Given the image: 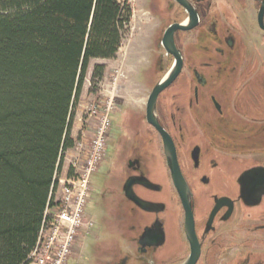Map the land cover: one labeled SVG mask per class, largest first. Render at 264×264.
I'll list each match as a JSON object with an SVG mask.
<instances>
[{
    "label": "flooded vegetation",
    "instance_id": "flooded-vegetation-1",
    "mask_svg": "<svg viewBox=\"0 0 264 264\" xmlns=\"http://www.w3.org/2000/svg\"><path fill=\"white\" fill-rule=\"evenodd\" d=\"M146 2L158 21L151 44L162 78L176 62L165 45L168 30L195 23L172 32L183 65L156 105L190 209L174 185L163 138L146 117L159 80L139 126L119 142L113 168L99 171L102 187L121 181L119 198L110 199L115 229L126 248L137 249L139 264H264V0ZM160 174L164 183L155 180ZM108 189L95 194V203L111 196ZM127 190L155 206L143 208ZM121 254L109 261L129 264Z\"/></svg>",
    "mask_w": 264,
    "mask_h": 264
},
{
    "label": "trees",
    "instance_id": "trees-1",
    "mask_svg": "<svg viewBox=\"0 0 264 264\" xmlns=\"http://www.w3.org/2000/svg\"><path fill=\"white\" fill-rule=\"evenodd\" d=\"M131 17L128 0H0V264L27 263L57 205L89 63L116 58Z\"/></svg>",
    "mask_w": 264,
    "mask_h": 264
},
{
    "label": "rangeland",
    "instance_id": "rangeland-1",
    "mask_svg": "<svg viewBox=\"0 0 264 264\" xmlns=\"http://www.w3.org/2000/svg\"><path fill=\"white\" fill-rule=\"evenodd\" d=\"M128 2L132 7V17L122 46L114 59L90 61L79 103L74 111L72 136L76 142L64 160L69 175L74 171L72 161L82 160L87 157V152L89 154L92 142L98 133V125L99 127L102 125V117L109 113L110 101L114 108L110 109L109 116L112 125L105 130L106 150L90 181V196L84 217L85 225L76 237L69 264H114L109 259L120 251L131 257L129 264H139L137 249L133 246L125 247L127 243L118 235L115 229V217L111 215L112 201L110 199L119 198L115 194L119 193L121 181L119 178L110 179L109 183H105L106 187L100 186L99 182V171L106 173L113 168L112 163L119 150L117 148L119 142L121 139L129 141V137L133 135L141 122L139 114L145 112L144 107L149 91L166 72L155 67L159 62V56L154 52L151 43L154 40L158 21L151 14V4H148L146 0H128ZM162 58H166L164 54ZM96 65H105V71L101 80L93 84L92 76ZM147 127L145 122L142 123L141 128L144 131ZM158 176L159 179L155 180L164 183L161 174ZM107 185L109 192H112L111 196L100 204L95 203V194H105ZM62 187L63 183L60 181L55 193V202L58 205L62 199ZM58 205L52 208V211H57ZM118 243L121 248L118 247Z\"/></svg>",
    "mask_w": 264,
    "mask_h": 264
},
{
    "label": "built area",
    "instance_id": "built-area-1",
    "mask_svg": "<svg viewBox=\"0 0 264 264\" xmlns=\"http://www.w3.org/2000/svg\"><path fill=\"white\" fill-rule=\"evenodd\" d=\"M102 117L103 123L92 142L89 154L82 160L72 161L73 173L63 183L62 199L57 211L48 209L38 241L26 264H69L76 237L84 224L85 211L90 196L93 172L106 150V131L111 127L110 109Z\"/></svg>",
    "mask_w": 264,
    "mask_h": 264
},
{
    "label": "water",
    "instance_id": "water-1",
    "mask_svg": "<svg viewBox=\"0 0 264 264\" xmlns=\"http://www.w3.org/2000/svg\"><path fill=\"white\" fill-rule=\"evenodd\" d=\"M182 1V0H181ZM262 10H264V6L262 8ZM195 24V23H193ZM175 26V27H171L168 32L167 35L165 37V42H166V47L168 48V50L170 52H172L173 54L176 55V62L175 65L172 67V69L167 73V75L162 78L153 88L148 101H147V105H146V117H147V121L153 125L161 134L162 138H163V142H164V146H165V153L167 156V161H168V165L169 168L171 170L172 173V177H173V181H174V185L176 186L177 190L180 192L182 199L184 201V205L185 208L187 210L190 209V203H189V187L188 184L186 182V180L184 179L179 164H178V160H177V154H176V149L174 146V143L170 137V135L162 128V126L160 125L157 115H156V105H157V100H158V96L159 94L165 89L167 88L176 78L177 76L180 74L181 69H182V65H183V60H182V56L180 54L179 51L176 50L175 45L172 43V32L174 30H176V28H182V29H188L190 27L193 26ZM145 185L147 187H152V183H145ZM133 193V191H132ZM127 196H129L130 198H133L135 201L138 202V204L142 205L143 208L145 209H149L151 208V206H155V204L152 203H148L146 201H142V200H138L135 196H132L129 194L128 190L126 192ZM199 254V251H195V256H197ZM193 264V263H191Z\"/></svg>",
    "mask_w": 264,
    "mask_h": 264
},
{
    "label": "crops",
    "instance_id": "crops-1",
    "mask_svg": "<svg viewBox=\"0 0 264 264\" xmlns=\"http://www.w3.org/2000/svg\"><path fill=\"white\" fill-rule=\"evenodd\" d=\"M128 86V85H127ZM133 90H134V88H132ZM132 89H130V90H132ZM134 102H136V101H134ZM141 106V105H140ZM73 137V136H72ZM76 142V141H75ZM74 147H72V148H70L69 150H67L66 151V153H65V158H66V154L70 151V150H72ZM65 158H64V160H65ZM67 167L65 166V164L63 163V167H62V171H61V173H60V180H59V182L61 181V180H64V179H66L68 176H69V170H67L66 169ZM59 186V185H58ZM55 204H57V202H55ZM57 206V205H56ZM55 206V207H56Z\"/></svg>",
    "mask_w": 264,
    "mask_h": 264
}]
</instances>
